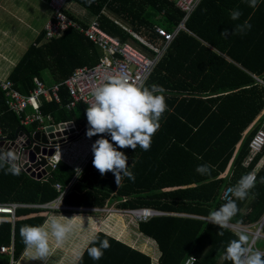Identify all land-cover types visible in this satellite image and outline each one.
<instances>
[{
    "label": "trees",
    "instance_id": "1",
    "mask_svg": "<svg viewBox=\"0 0 264 264\" xmlns=\"http://www.w3.org/2000/svg\"><path fill=\"white\" fill-rule=\"evenodd\" d=\"M68 3L88 10L97 17L102 30L121 44L132 38L114 20L140 36L156 39L155 28L173 33L185 17L169 0H69ZM237 9L242 15L233 21L230 12ZM62 13L87 27L66 9ZM244 21L252 25L251 29L244 34L234 33L235 26ZM185 28L167 47L143 85L161 86L167 104L150 150L144 151L139 146L135 150L117 149L128 157L135 181L125 176L118 186L112 172L99 173L93 157L63 203L71 207L101 208L106 202L116 200L120 210L171 213L138 224L139 233L156 244L160 252L158 264H183L189 257L195 259L194 264H232L223 256L229 242L238 239V234L208 222V216L225 204L221 195L228 186L234 187L243 175L255 171L256 186L247 199L236 200L239 211L229 226L256 232L264 219V183L260 182L264 178V146L244 167L250 157L249 143L257 130L243 136L264 108V0H258L255 9L246 0H201ZM225 29L229 31L227 37L221 35ZM34 44L8 75L21 94H28L34 87L33 79H41L43 72L59 84L79 69L95 67L101 58L100 51L90 41L72 30L49 42H44L42 31ZM61 96L63 104L70 100L63 87ZM87 107L80 102L74 111H68L53 101H45L39 110L44 115L49 113L55 123L74 121L81 128L87 122ZM21 130L27 132L25 127H20L18 117L7 110L5 95L0 90L2 135L13 140ZM107 139L111 142L110 135ZM204 164L211 167L210 174L196 171L198 165ZM228 170L230 175H226ZM75 176L76 172L62 162L47 181H37L25 172L18 176L6 174L0 169V203H48L58 196L54 184L66 187ZM234 199L232 196L231 200ZM44 212L19 209L14 227L9 215H0L5 218L0 219V249L9 246L14 237L13 259L17 261L25 250L20 228L43 225ZM22 216L26 219L20 220ZM75 222L80 225L74 235L79 240L69 264L75 263L95 232L124 242L121 238L124 227L118 231L116 223L100 225L83 237L80 231L84 223L77 219ZM103 234L92 239L109 240L111 247L104 251L102 259L93 260L86 250L77 264H151L148 256ZM261 236L264 237V224L253 250H258L256 245ZM55 244L50 238V246ZM140 249L150 252L144 244ZM259 251L264 252V248ZM37 260L34 250L26 251L19 264H35ZM10 263V255L0 250V264Z\"/></svg>",
    "mask_w": 264,
    "mask_h": 264
},
{
    "label": "built area",
    "instance_id": "2",
    "mask_svg": "<svg viewBox=\"0 0 264 264\" xmlns=\"http://www.w3.org/2000/svg\"><path fill=\"white\" fill-rule=\"evenodd\" d=\"M44 2L43 0H39ZM69 0H48L45 1L47 7L51 10V17L46 23L43 34L44 42H49L51 40L58 39L63 33L69 30L75 31L81 34L87 41H90L94 46L103 52V57L100 59L99 64L93 68H83L77 70L68 80L63 83H52L50 85L44 84L38 78H34V87L28 94H21L18 92L11 80L8 78H0V90L5 94V105L7 110L13 115L17 116L19 119L20 127H27L30 124L36 123L37 129L35 132H40L46 137L51 133L54 135L53 139H48V144L44 145L40 142H36L33 139L34 133L29 134L26 131L21 130L20 133L13 139H7L0 133V143L2 141H12L18 146L17 154L21 158L22 171L35 175L44 174L40 180L47 181L46 173L43 172L46 166H49L51 171L56 170L60 162L69 164L74 167L80 173L86 166L90 158L93 156L92 145L93 143L101 138L98 136H93L88 138L86 136V131L88 128V123L84 129L77 126L74 121L55 123L50 115H44L40 112L41 101H55L61 104L60 89L66 88L69 91L70 100L64 103V107L67 109H75L80 102L85 103L89 106L94 102L93 93L95 89L104 85L108 82L110 77L125 74L130 78V82L134 83L139 87H143L146 80L152 73L155 65L162 56L163 51L170 43L175 39L181 30H186L185 23L189 15L193 13L197 5L201 0H169L174 2L176 6L185 14L183 22L178 26V28L173 32H166L164 29L155 28V33L162 38L163 46L161 48L141 41L134 33L125 31L132 36L137 41H141L148 49L154 52L152 58L144 56L142 53L134 49L127 44H121L119 41L115 40L107 33H105L97 20L90 22L86 28L80 26L78 23L69 19L66 15L62 13L64 6ZM66 125V129L69 133L63 135L61 132L63 130L56 131L54 126L56 125ZM71 124V126L69 125ZM52 127V132H46V129ZM74 130L72 133L71 131ZM60 132V136H56V133ZM21 134V136H19ZM109 135L104 134V138ZM31 142L28 146L27 142ZM54 142V143H53ZM39 145L40 148H52L54 150L53 155L50 157L45 156L46 165L45 167H34L33 163L23 161L22 156L24 151H30V149ZM264 146V121L261 122L259 129L251 139L249 143V151L251 157L258 154ZM78 149V150H77ZM40 154L36 156V160H40ZM34 175V176H35ZM44 177V178H43ZM77 177V176H76ZM77 179L74 178L70 184L63 187L59 183L54 184V189L58 193V197L51 202L43 204H24V203H0V215H9L11 221L15 223L17 211L19 209H41V210H70L69 207L61 205L62 199L67 195L71 186L75 183ZM233 186H228L221 195V200L227 203L232 198L231 189ZM81 209V208H77ZM130 218L139 223H146L156 216H161L162 214L158 211L152 209H133L123 211ZM124 213V214H125ZM234 232H237L235 227H228ZM2 252H13V248L2 247ZM195 259L193 257L187 258L183 264H194Z\"/></svg>",
    "mask_w": 264,
    "mask_h": 264
},
{
    "label": "clouds",
    "instance_id": "3",
    "mask_svg": "<svg viewBox=\"0 0 264 264\" xmlns=\"http://www.w3.org/2000/svg\"><path fill=\"white\" fill-rule=\"evenodd\" d=\"M91 2V0H89ZM248 6L255 9L258 0H246ZM242 13L237 10L230 12L233 21L239 20ZM252 25L248 21L237 24L233 30L236 34H244ZM222 36L227 37L229 31L225 29ZM164 89L159 85L139 87L130 82L125 74L110 77L108 82L95 89L94 102L86 109L88 128L86 136H100L92 145L94 155L93 165L101 175L112 172L119 186L122 177L135 181V176L129 170L128 157L118 148H131L148 151L151 148L152 137L160 127V120L167 110ZM159 93V94H158ZM104 134L110 135L109 139ZM115 144V146H114ZM199 158V157H198ZM0 169L6 174L20 175L22 171L21 158L12 150L0 149ZM196 171L201 174H210L211 167L207 164L198 165ZM255 171L243 175L231 189L234 200H229L218 210L212 211L208 222L218 225L221 229L229 227V222L237 215L239 209L236 200L247 199L256 186ZM264 183V178L261 179ZM50 217L43 225H24L20 228V236L26 251L34 250V258L45 260L50 253V238H54L57 246L62 245L69 234L76 231L80 225L74 218ZM222 234V233H221ZM87 248L88 255L93 260H100L104 251L111 247L108 239L91 241ZM223 258L232 264H264V252L253 250L247 234H238L227 245Z\"/></svg>",
    "mask_w": 264,
    "mask_h": 264
},
{
    "label": "crops",
    "instance_id": "4",
    "mask_svg": "<svg viewBox=\"0 0 264 264\" xmlns=\"http://www.w3.org/2000/svg\"><path fill=\"white\" fill-rule=\"evenodd\" d=\"M6 0H0V78L4 79V78H8V75L9 73L11 72L12 68L15 67V65L19 62V60L21 59L22 55L25 53H22L20 55V52L23 50V46L21 45V43H18L17 42V39H15V37H13V34H12V28H6L5 26V23H6V18L7 16H4V13H6V11H12V8L10 7L11 5H8V2L6 3L5 2ZM42 2V1H41ZM45 3V2H44ZM46 4V3H45ZM177 7V6H176ZM178 8V7H177ZM64 9H66L67 11H69V13L77 20L79 21L81 24H83L84 26L88 25L90 22L94 21V20H97V17H95L94 15L90 14L88 10H86L85 8H83L82 6L76 4V3H67L66 6H64ZM179 9V8H178ZM191 18V14L189 15L187 21H189V19ZM5 21V22H4ZM115 21V24L117 26H119L124 32L125 29L127 31H130V28L123 25L121 22L117 21V20H114ZM186 21V22H187ZM98 22V20H97ZM79 24V23H78ZM99 24V23H98ZM80 25V24H79ZM81 26V25H80ZM102 29V28H101ZM188 31V30H187ZM15 32L17 33V31L15 30ZM134 33V32H132ZM126 34H128L126 32ZM137 37H139V39L141 41H144V42H147V43H150V44H153L159 48H161L163 46V44L161 43L162 42V39L157 37L156 39H151L150 37H144V36H140L136 33H134ZM129 35V34H128ZM19 36V34H18ZM110 36V35H109ZM38 37V35H36V38ZM129 37H131V41H128L126 42L125 44L129 45V42L132 43H139L144 49H146L149 54H150V57L149 58H152L154 56V52L151 51L150 49H148L141 41H137L136 39H134L132 36L129 35ZM36 38L34 39L33 43L31 45H36L34 44L35 43V40ZM113 38V37H112ZM3 39V40H2ZM6 40V42H5ZM116 40V39H115ZM9 41V42H8ZM12 44L14 45V47H16L17 49H14L12 47ZM130 46V45H129ZM96 47V46H95ZM169 47V46H167ZM167 47L165 48V50L163 51L162 55L164 54V52L166 51ZM97 48V47H96ZM98 49V48H97ZM27 50V49H26ZM101 53V58L103 57V52L98 49ZM162 57V56H161ZM100 58V59H101ZM100 61V60H99ZM99 64V63H98ZM97 64V65H98ZM96 65V66H97ZM43 74H45L46 76H43ZM42 74V78H38L39 80H41L44 84L46 85H50L52 84L53 82L50 80L48 74L46 72H43ZM9 79V78H8ZM10 80V79H9ZM34 80V79H33ZM12 82V81H11ZM62 89V88H61ZM61 89H60V98H61V104L53 101L54 103L58 104L60 107H62L63 109H66L68 111H74L75 109H67L66 107H64V104L62 103L63 100H62V96H61ZM66 89V88H64ZM68 91V89H66ZM68 96L70 98V95H69V91H68ZM69 101V100H68ZM67 101V102H68ZM41 102H45V101H41ZM85 104V103H84ZM49 115V113H48ZM51 116V115H50ZM52 117V116H51ZM53 119V117H52ZM54 120V119H53ZM264 121V119L261 120V122ZM88 121L84 123V125H81V129H84L85 126L87 125ZM261 124V123H260ZM260 124L259 126H257L255 129L258 130L259 127H260ZM253 125V124H252ZM251 125V126H252ZM78 126V125H77ZM250 126V128H251ZM79 127V126H78ZM80 128V127H79ZM250 128L248 129L247 132H245V134L243 135L244 137L248 134ZM254 129V130H255ZM1 133V131H0ZM250 133V132H249ZM2 134V133H1ZM78 150V149H77ZM94 157V155L90 158V160ZM252 157L250 155V157H248V159H246L245 163H244V167H246L248 165V163L251 161ZM90 162V161H89ZM66 164V163H64ZM89 164V163H88ZM84 166L83 170L78 173V171L76 169H74L73 166L69 165V164H66L68 165L70 168H72L75 172H76V176L75 178L77 179L75 181V183H77V181L79 182L82 174H84L87 166ZM50 173L51 172H48L46 173V177L47 179L50 177ZM229 173V170L226 172V175ZM27 174V173H26ZM231 173H229L230 175ZM44 174L41 175V177L43 176ZM30 176V175H29ZM43 177V178H44ZM38 181V180H37ZM42 181V180H41ZM75 183L71 186V188L75 185ZM71 188L69 189L67 195L69 194ZM66 195V196H67ZM66 196H64V198H66ZM58 197V196H57ZM56 197V198H57ZM55 198V199H56ZM64 198L62 199V202L60 203L61 205H64L63 203V200ZM54 199V200H55ZM52 200V201H54ZM51 202V201H50ZM12 203V202H11ZM15 203V202H13ZM24 204H27V203H24ZM113 204H118V201L116 200H111L110 202H106V205L104 207H101V208H98V207H71V206H67V205H64L66 207H69L70 210H54V211H48V210H45L46 212H44V216H45V222L46 220H48L50 217L52 216H55L57 218H60L61 221H66L67 222V219L66 218H74L75 217V221L76 219L77 220H82V223L83 224V229L80 231L82 236L85 237L87 236L90 232H93V230L97 229L100 225H104V224H111V225H114L116 223V219L117 218H122V216H125L124 213H118V212H123L125 210H120L116 207H112ZM77 208H81V209H77ZM40 210V209H39ZM44 211V210H43ZM159 212V211H158ZM94 213V214H93ZM118 214L115 215V216H109L111 214ZM162 215L161 216H165V215H173L171 213H163V212H160ZM127 216V215H126ZM8 218V216H7ZM17 218V216H16ZM160 218V216H159ZM23 219H26V216H22V218H20V220H23ZM131 219V218H130ZM10 222L12 223L13 227L15 225V223L17 222V219L15 221V223H13L11 221V218H10ZM44 222V223H45ZM130 222V221H129ZM136 223V222H135ZM134 223V221H132V224L131 225L132 227H135V231L136 233H133L134 236H136L135 238L131 239V240H124V242H121V241H118L116 240L113 236H110V235H105L101 232H95L93 233L92 235V238L89 239V241L87 242V246L81 250V254L79 256H77L78 258L76 259L75 263L74 264H77L80 260V258L82 257V255L86 252L87 248L90 246L91 244V241L92 239L97 235V234H103L115 241H118V242H121L122 244H125L126 246L130 247L131 249L135 250V251H138L139 253L145 255V256H148L151 260V264H158V259L160 257V252L158 251V248L156 246V244L151 241L150 239H147L145 238L144 236H142L139 231H138V224L136 225ZM130 225V224H128ZM75 232V231H74ZM75 235V234H74ZM77 237V236H76ZM54 242V238H51ZM78 240L79 238L77 237V241L75 244L71 245L69 243L67 244H62V246H57V244H55L54 246H50V253L49 255H53L52 253L54 252V250H59L61 255L60 257L57 259V264H69L72 259H73V255L76 251V247H77V243H78ZM56 243V242H55ZM141 244L143 245H146L147 248L150 250V253H147L146 251H143L140 249L141 247ZM2 247H7V248H13V252H2L1 253H8L10 255V259H11V263L10 264H19L21 259L23 258L24 254L26 253V250H24V252L22 253L21 257L15 261L13 259L14 257V237H12L11 239V244L9 246H2ZM1 247V248H2ZM1 250V249H0ZM49 256L46 258L48 259ZM46 263V262H45ZM48 263V262H47Z\"/></svg>",
    "mask_w": 264,
    "mask_h": 264
},
{
    "label": "rangeland",
    "instance_id": "5",
    "mask_svg": "<svg viewBox=\"0 0 264 264\" xmlns=\"http://www.w3.org/2000/svg\"><path fill=\"white\" fill-rule=\"evenodd\" d=\"M6 1L8 2V5H11L10 7L12 8V11H6V13H4V16H7L5 26L6 28H9V29L12 28L13 37H15V39H17V42L21 43V45L23 46V50L20 52V55H21L33 43L34 39L36 38V35H39L44 30L46 23L51 17V10L47 7V5L44 2H41L39 0H6ZM15 30L17 31V33L15 32ZM129 45L133 47L134 49H136L137 51H139L140 53H142L144 56L150 57L149 52L146 49H144L139 43L131 44V42H129ZM12 47L14 49H17L16 47H14L13 44H12ZM43 76H46V75L43 74ZM5 99H6V96H5ZM262 119H264V108L262 112L260 113V115L257 117V119L254 121L249 132H251L257 126H259ZM37 125L38 124L36 123L28 125L26 127L27 132L29 134H33L34 131L37 129ZM112 207L117 208L116 204H113ZM118 213L120 214V213H125V212H118ZM115 215L118 216V214H111L109 216H115ZM0 219H5V218H2V216H0ZM132 221L133 220L130 219L128 215L126 216V213H125V216H122V218H119L116 221V226H117L118 231L121 230L120 229L121 227H124V232H122L121 234V238L123 240H131L136 237L133 235V233H136V231H135V227L131 226L133 225ZM62 222H66V221H62ZM236 231H237L236 232L237 234H240V233L247 234L249 236V242L252 241L251 239H253L254 234L256 233L254 231H247L245 229H240V228H237ZM74 234L75 232L69 234V236L67 237V239L65 240L63 244H67V243L71 245L75 244L77 241V238L76 236H74ZM258 238L259 237H257L256 240ZM261 240L264 242V237H262ZM261 240L256 245V248L258 250H261L264 248V243ZM255 241H252L253 243L250 242V246L255 244ZM52 254L53 255H49V258L46 259L47 260L46 264H57L56 261L60 257L61 253L59 250H56V251L54 250ZM26 259L27 260L29 259V255L26 257ZM41 262H43V260L38 259L35 264H40Z\"/></svg>",
    "mask_w": 264,
    "mask_h": 264
},
{
    "label": "water",
    "instance_id": "6",
    "mask_svg": "<svg viewBox=\"0 0 264 264\" xmlns=\"http://www.w3.org/2000/svg\"><path fill=\"white\" fill-rule=\"evenodd\" d=\"M69 125L71 126V124H69ZM54 128L56 129V131L63 130L61 132L63 135H67L69 133L67 130H64V129H66V125L60 124V125L54 126ZM52 131H53V128L52 127H49V128L46 129V132H52ZM71 132L73 133L74 130H72ZM61 133L60 132H57L56 133V136L57 137L60 136ZM19 136H21V134ZM47 138L53 139L54 138V135H52L50 133L48 135V137H46L44 134H41L40 132H35L34 133V136H33L34 141L40 142V143H42L44 145H47L48 144V139ZM27 145L30 146L31 145V142L30 141L27 142ZM0 149H3L5 151L12 150V151L16 152L18 150V146H17V144H15L12 141H2L0 143ZM53 153H54V150L52 148H50V149H47L45 147L40 148L39 145H35V146H33L30 149V151H24L23 156H22V159H23V161H27L28 160L31 163L35 162L33 164L34 167H45L46 160H45L44 157L45 156L50 157L51 155H53ZM39 154H40V156H39L40 160L37 161L36 160V156L39 155ZM29 171L30 170L28 169L27 170V173ZM50 171H51L50 167L49 166H46L45 167V170L43 172H50ZM34 175H35L34 173H30V177L31 178H33V179L35 178L36 180H40L41 179V175L42 174H38V175H35V176ZM263 224H264V219H263L261 225L258 227L256 233L254 234V237H253L252 241H255L256 238L259 236V233H260V230H261Z\"/></svg>",
    "mask_w": 264,
    "mask_h": 264
},
{
    "label": "bare ground",
    "instance_id": "7",
    "mask_svg": "<svg viewBox=\"0 0 264 264\" xmlns=\"http://www.w3.org/2000/svg\"><path fill=\"white\" fill-rule=\"evenodd\" d=\"M253 243V242H252ZM252 248L254 247V244L251 246Z\"/></svg>",
    "mask_w": 264,
    "mask_h": 264
}]
</instances>
